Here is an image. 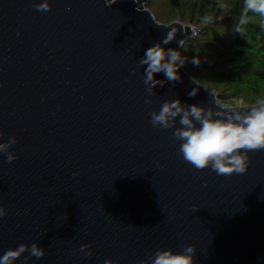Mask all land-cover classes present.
Returning a JSON list of instances; mask_svg holds the SVG:
<instances>
[{"label":"water","instance_id":"obj_1","mask_svg":"<svg viewBox=\"0 0 264 264\" xmlns=\"http://www.w3.org/2000/svg\"><path fill=\"white\" fill-rule=\"evenodd\" d=\"M146 1L48 0L37 11L43 0H0V143L17 140L15 161L0 153V256L35 243L45 256L27 264H151L158 250L195 245L196 264H264V150L245 174L197 171L172 136L180 117L150 123L175 100L212 119L252 105H223L182 66L179 80L145 83V51L180 53L191 35Z\"/></svg>","mask_w":264,"mask_h":264},{"label":"clouds","instance_id":"obj_2","mask_svg":"<svg viewBox=\"0 0 264 264\" xmlns=\"http://www.w3.org/2000/svg\"><path fill=\"white\" fill-rule=\"evenodd\" d=\"M149 1V0H148ZM37 11H50L51 6L48 0L36 5ZM256 13L264 17V0H244V9L240 18V25L248 22V13ZM211 17H205V22H210ZM190 27V26H189ZM237 31H241L238 26ZM174 38V30L169 31L162 41L167 44ZM179 61V63H178ZM198 61L193 60L196 65ZM141 65H146L145 83H152L155 73L163 72L170 81L180 79L178 68L183 65L179 52L168 49L165 50L161 43H156L149 47L143 58ZM190 97L195 95V91L188 94ZM217 103V102H216ZM180 117L179 123L182 127L177 128L172 136L175 140L181 141L179 152L187 163L197 171H203L210 168L217 175L245 174L249 168V153L264 150V97L258 98L254 104L247 108V113L234 111L227 119H212L213 112L205 110L197 105H191L188 108L180 106V101L165 102L159 113H150V123L163 129L169 128L170 120ZM193 121L201 126L197 127ZM5 133L0 130V138ZM17 143L16 137L9 138L7 143H0V153L7 156V162L12 163L17 156L8 152V148ZM7 215L6 208L0 205V218ZM90 246L82 244L80 252H85L91 256ZM25 264L29 257L37 259L45 256L44 249L38 247L35 243L30 246L20 244L15 249H8L0 256V264H14V262L25 252ZM195 245H186L180 252L172 250H158L151 259V264H196ZM105 264H113L111 259L105 261ZM139 264H147V261L141 260Z\"/></svg>","mask_w":264,"mask_h":264},{"label":"trees","instance_id":"obj_3","mask_svg":"<svg viewBox=\"0 0 264 264\" xmlns=\"http://www.w3.org/2000/svg\"><path fill=\"white\" fill-rule=\"evenodd\" d=\"M148 9L160 23L200 26L180 50L182 67L223 104L253 105L264 97V17L249 12L240 25L244 0H149Z\"/></svg>","mask_w":264,"mask_h":264},{"label":"rangeland","instance_id":"obj_4","mask_svg":"<svg viewBox=\"0 0 264 264\" xmlns=\"http://www.w3.org/2000/svg\"><path fill=\"white\" fill-rule=\"evenodd\" d=\"M146 8L148 9V2L146 4ZM149 10V9H148ZM150 11V10H149ZM151 12V11H150ZM178 21V20H176ZM164 24V23H163ZM208 89V88H207ZM213 91V90H212ZM215 93V95L217 96V93L215 91H213ZM218 98V97H217ZM219 100V99H218ZM220 101V100H219ZM221 102V101H220ZM222 103V102H221ZM223 104V103H222ZM223 105H226V106H231V107H240V106H245L247 104H243V102L241 100H233L232 104L229 105V104H223Z\"/></svg>","mask_w":264,"mask_h":264},{"label":"built area","instance_id":"obj_5","mask_svg":"<svg viewBox=\"0 0 264 264\" xmlns=\"http://www.w3.org/2000/svg\"><path fill=\"white\" fill-rule=\"evenodd\" d=\"M147 2H148V0L146 1L145 6H146ZM190 31H191L190 38L195 39L200 32V26H190Z\"/></svg>","mask_w":264,"mask_h":264}]
</instances>
